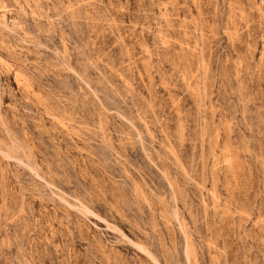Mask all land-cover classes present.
Here are the masks:
<instances>
[{
  "label": "rangeland",
  "instance_id": "obj_1",
  "mask_svg": "<svg viewBox=\"0 0 264 264\" xmlns=\"http://www.w3.org/2000/svg\"><path fill=\"white\" fill-rule=\"evenodd\" d=\"M0 264H264V0H0Z\"/></svg>",
  "mask_w": 264,
  "mask_h": 264
}]
</instances>
